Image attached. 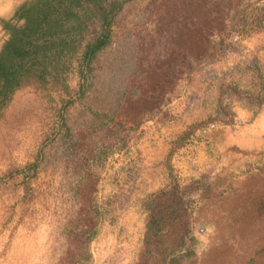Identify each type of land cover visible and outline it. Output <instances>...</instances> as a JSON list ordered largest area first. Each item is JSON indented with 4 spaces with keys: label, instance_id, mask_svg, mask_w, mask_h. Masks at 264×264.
Masks as SVG:
<instances>
[{
    "label": "rangeland",
    "instance_id": "obj_1",
    "mask_svg": "<svg viewBox=\"0 0 264 264\" xmlns=\"http://www.w3.org/2000/svg\"><path fill=\"white\" fill-rule=\"evenodd\" d=\"M104 7L59 75L0 99V264H264V160L198 163L209 129L264 120V0Z\"/></svg>",
    "mask_w": 264,
    "mask_h": 264
},
{
    "label": "trees",
    "instance_id": "obj_2",
    "mask_svg": "<svg viewBox=\"0 0 264 264\" xmlns=\"http://www.w3.org/2000/svg\"><path fill=\"white\" fill-rule=\"evenodd\" d=\"M106 1L22 0L10 15L0 17V26L6 33L0 48V99L13 93L26 77L47 81L59 75L80 48L89 21L102 13ZM260 13L253 22L264 28V7ZM108 25V21L104 22L93 42L83 47L82 73L90 69L95 53L107 42ZM259 102L261 106L264 98ZM99 150L104 157L111 152L104 146Z\"/></svg>",
    "mask_w": 264,
    "mask_h": 264
},
{
    "label": "crops",
    "instance_id": "obj_3",
    "mask_svg": "<svg viewBox=\"0 0 264 264\" xmlns=\"http://www.w3.org/2000/svg\"><path fill=\"white\" fill-rule=\"evenodd\" d=\"M218 127L208 130L207 139L204 141V144H202L204 151L200 152L198 158L201 169H206V167L209 166L208 170L214 171L213 174H219L221 172L239 174L241 168L244 166H255L260 163L259 161L264 160L263 118L260 122L246 125L234 131L220 127L219 133L223 140L215 141L213 138L216 136L215 133L218 131ZM180 130H182L181 124L173 126L169 131H167L166 128L161 129L162 132H166L167 136H169L171 132L175 134ZM238 142L245 144V146L239 149L237 145ZM160 144V140L156 138L150 145L157 148ZM242 150L246 154V157L243 159L239 157V153H241ZM154 157H157L156 151L154 152ZM203 164H207V166Z\"/></svg>",
    "mask_w": 264,
    "mask_h": 264
},
{
    "label": "built area",
    "instance_id": "obj_4",
    "mask_svg": "<svg viewBox=\"0 0 264 264\" xmlns=\"http://www.w3.org/2000/svg\"><path fill=\"white\" fill-rule=\"evenodd\" d=\"M205 232V228L204 227H201L198 229V233L202 234Z\"/></svg>",
    "mask_w": 264,
    "mask_h": 264
}]
</instances>
